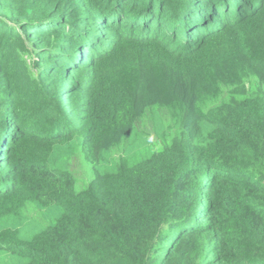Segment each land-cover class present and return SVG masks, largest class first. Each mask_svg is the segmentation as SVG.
<instances>
[{"label":"trees","instance_id":"1","mask_svg":"<svg viewBox=\"0 0 264 264\" xmlns=\"http://www.w3.org/2000/svg\"><path fill=\"white\" fill-rule=\"evenodd\" d=\"M0 264H264V0H0Z\"/></svg>","mask_w":264,"mask_h":264},{"label":"rangeland","instance_id":"2","mask_svg":"<svg viewBox=\"0 0 264 264\" xmlns=\"http://www.w3.org/2000/svg\"><path fill=\"white\" fill-rule=\"evenodd\" d=\"M147 132H148V137L151 138L152 140L157 138V135L155 134V132L152 128V125L148 126Z\"/></svg>","mask_w":264,"mask_h":264}]
</instances>
